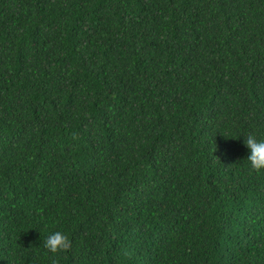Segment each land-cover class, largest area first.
<instances>
[{
	"label": "trees",
	"instance_id": "1",
	"mask_svg": "<svg viewBox=\"0 0 264 264\" xmlns=\"http://www.w3.org/2000/svg\"><path fill=\"white\" fill-rule=\"evenodd\" d=\"M250 133L264 0H0V264H264Z\"/></svg>",
	"mask_w": 264,
	"mask_h": 264
},
{
	"label": "clouds",
	"instance_id": "2",
	"mask_svg": "<svg viewBox=\"0 0 264 264\" xmlns=\"http://www.w3.org/2000/svg\"><path fill=\"white\" fill-rule=\"evenodd\" d=\"M244 145L249 150L246 161L250 170L259 171L264 169V139H259L255 134L244 136ZM43 247L48 253L58 254L70 249L71 242L68 235L63 231H54L43 240ZM55 264V261H53Z\"/></svg>",
	"mask_w": 264,
	"mask_h": 264
}]
</instances>
